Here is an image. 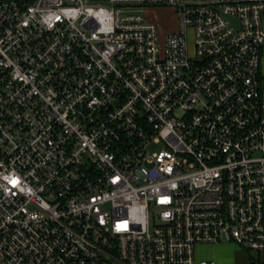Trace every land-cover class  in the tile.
<instances>
[{"label": "built area", "instance_id": "1", "mask_svg": "<svg viewBox=\"0 0 264 264\" xmlns=\"http://www.w3.org/2000/svg\"><path fill=\"white\" fill-rule=\"evenodd\" d=\"M263 50L264 0H0V264L264 252Z\"/></svg>", "mask_w": 264, "mask_h": 264}, {"label": "crops", "instance_id": "2", "mask_svg": "<svg viewBox=\"0 0 264 264\" xmlns=\"http://www.w3.org/2000/svg\"><path fill=\"white\" fill-rule=\"evenodd\" d=\"M260 60V86L264 94V50ZM199 253H205L201 254L202 260L212 261L215 264H264V252H260V254L251 253L231 243L207 245Z\"/></svg>", "mask_w": 264, "mask_h": 264}, {"label": "rangeland", "instance_id": "3", "mask_svg": "<svg viewBox=\"0 0 264 264\" xmlns=\"http://www.w3.org/2000/svg\"><path fill=\"white\" fill-rule=\"evenodd\" d=\"M185 1V0H183ZM174 12L171 9L167 8H159V9H154L150 10L145 13V17L148 22L155 24L158 27L159 32H172L175 30V17H174ZM192 43V32L189 33L188 36V45L189 47L191 46ZM160 147H150L148 152H154L156 149ZM207 245H198L195 251V257L194 261H196L195 264H199L201 259V254L205 253H199L203 251V247ZM207 261V260H203Z\"/></svg>", "mask_w": 264, "mask_h": 264}, {"label": "water", "instance_id": "4", "mask_svg": "<svg viewBox=\"0 0 264 264\" xmlns=\"http://www.w3.org/2000/svg\"><path fill=\"white\" fill-rule=\"evenodd\" d=\"M229 19V21L233 24V26L235 28L238 27V20L237 19H233V18H230V17H227Z\"/></svg>", "mask_w": 264, "mask_h": 264}, {"label": "trees", "instance_id": "5", "mask_svg": "<svg viewBox=\"0 0 264 264\" xmlns=\"http://www.w3.org/2000/svg\"><path fill=\"white\" fill-rule=\"evenodd\" d=\"M252 261H254L253 259H251Z\"/></svg>", "mask_w": 264, "mask_h": 264}]
</instances>
